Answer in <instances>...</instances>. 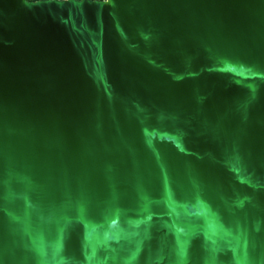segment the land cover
I'll list each match as a JSON object with an SVG mask.
<instances>
[{
    "label": "water",
    "instance_id": "1",
    "mask_svg": "<svg viewBox=\"0 0 264 264\" xmlns=\"http://www.w3.org/2000/svg\"><path fill=\"white\" fill-rule=\"evenodd\" d=\"M0 264H264V0H0Z\"/></svg>",
    "mask_w": 264,
    "mask_h": 264
},
{
    "label": "bare ground",
    "instance_id": "2",
    "mask_svg": "<svg viewBox=\"0 0 264 264\" xmlns=\"http://www.w3.org/2000/svg\"><path fill=\"white\" fill-rule=\"evenodd\" d=\"M115 0H105V3L108 5L114 4Z\"/></svg>",
    "mask_w": 264,
    "mask_h": 264
},
{
    "label": "rangeland",
    "instance_id": "3",
    "mask_svg": "<svg viewBox=\"0 0 264 264\" xmlns=\"http://www.w3.org/2000/svg\"><path fill=\"white\" fill-rule=\"evenodd\" d=\"M35 1V0H34Z\"/></svg>",
    "mask_w": 264,
    "mask_h": 264
}]
</instances>
